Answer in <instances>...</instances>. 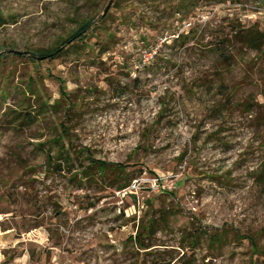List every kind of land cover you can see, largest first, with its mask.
<instances>
[{
    "label": "rangeland",
    "instance_id": "1",
    "mask_svg": "<svg viewBox=\"0 0 264 264\" xmlns=\"http://www.w3.org/2000/svg\"><path fill=\"white\" fill-rule=\"evenodd\" d=\"M109 1L0 0V264H264V0Z\"/></svg>",
    "mask_w": 264,
    "mask_h": 264
},
{
    "label": "trees",
    "instance_id": "2",
    "mask_svg": "<svg viewBox=\"0 0 264 264\" xmlns=\"http://www.w3.org/2000/svg\"><path fill=\"white\" fill-rule=\"evenodd\" d=\"M104 17V16H103ZM2 23V20L0 19V24ZM99 23L94 22V19H89V20H85L83 21L78 28L73 31L66 39L61 40L60 42H58V44L52 48L49 49H44V50H40V49H34L31 51H26V52H22V51H15L13 52L16 56H23V57H28L30 60L35 61V62H41L44 59L47 58H55L57 57L60 53V51L64 50L65 48H63L64 46H69L71 45V43H76V42H82L86 39L87 34L91 31H93V29L95 27L98 26ZM246 37L245 38V43L247 46L252 47V48H256V49H261V43L264 39V32H258L255 34H250L248 36H243ZM151 52V51H148ZM9 53H12L11 50H9ZM142 54V53H141ZM220 54H223V51L220 52ZM3 56V54L0 53V58ZM142 60V55H140L139 57V62L141 63ZM145 65V64H142ZM63 151V149L61 150ZM97 167L99 170L101 171H105V169L108 167V165L99 160L96 161ZM263 170H257L254 172V178L255 181L261 185L264 188V167H262ZM129 182H123L119 185L120 189H126L129 186ZM127 192L131 193L130 191H124L123 194H126ZM153 224L150 223L148 228L140 231L138 233V235L136 236V242L138 241V239L140 238L139 235H148L150 236L151 234H153L154 229H153ZM139 245L143 246L144 244L140 243L139 240Z\"/></svg>",
    "mask_w": 264,
    "mask_h": 264
},
{
    "label": "built area",
    "instance_id": "3",
    "mask_svg": "<svg viewBox=\"0 0 264 264\" xmlns=\"http://www.w3.org/2000/svg\"><path fill=\"white\" fill-rule=\"evenodd\" d=\"M146 50H144V51H142V53L143 52H145ZM147 53H150V52H147ZM145 54V53H144ZM144 54H141L142 55V57L144 56ZM142 60H143V58H142ZM144 62V61H143ZM145 63V62H144ZM135 187V184L133 183V184H130L127 188H126V190L125 191H130V192H132L133 190V188ZM124 192V191H123Z\"/></svg>",
    "mask_w": 264,
    "mask_h": 264
},
{
    "label": "water",
    "instance_id": "4",
    "mask_svg": "<svg viewBox=\"0 0 264 264\" xmlns=\"http://www.w3.org/2000/svg\"><path fill=\"white\" fill-rule=\"evenodd\" d=\"M114 2V0H110L109 3L105 6L102 16H104L107 12V10L109 9L110 5Z\"/></svg>",
    "mask_w": 264,
    "mask_h": 264
},
{
    "label": "crops",
    "instance_id": "5",
    "mask_svg": "<svg viewBox=\"0 0 264 264\" xmlns=\"http://www.w3.org/2000/svg\"><path fill=\"white\" fill-rule=\"evenodd\" d=\"M0 259H1V254H0Z\"/></svg>",
    "mask_w": 264,
    "mask_h": 264
}]
</instances>
